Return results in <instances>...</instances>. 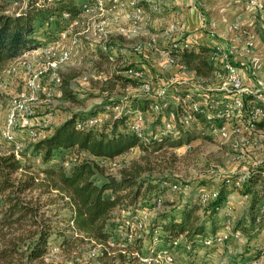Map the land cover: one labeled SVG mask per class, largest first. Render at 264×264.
<instances>
[{"label":"trees","instance_id":"obj_1","mask_svg":"<svg viewBox=\"0 0 264 264\" xmlns=\"http://www.w3.org/2000/svg\"><path fill=\"white\" fill-rule=\"evenodd\" d=\"M1 1L0 76L10 62L46 43L82 12L81 0H16L21 5L13 10H8ZM63 13H67V19ZM37 32L47 38L41 41ZM213 51V47L195 44L170 49L169 53L180 67L193 71L196 76L209 77L215 70L209 59ZM130 65H134L132 61ZM118 67L119 70L112 73V90L118 85L137 87L140 84L124 72L126 65ZM76 75L74 71L60 74L58 88L64 100L84 106L85 99L77 97L70 86ZM184 88L186 92L190 90L188 86ZM102 90L107 89L103 87ZM150 96L113 97L106 93L94 108L66 109L59 122L38 130L37 138L27 136L30 142L25 146L16 152L12 149L0 154V264H39L51 248H58L67 257L75 252V258L82 257L86 250L97 248L94 257L98 264L117 259L128 262L129 258H124L121 251L113 255L109 252L114 248L113 244L118 243L116 230L123 224L111 221L112 212L119 209L132 215L143 209L148 212L160 210L165 204L162 191L169 186L163 184L164 181L168 183L166 179L142 175L151 169L150 158L157 159L162 149H174L200 138L203 128L219 124L215 119L207 120L203 114L195 113L198 123L192 125L201 123V129L195 133V129L190 130L179 120V114L185 112L184 103L179 101L173 107L168 105V110L172 109L176 115V134H163L161 127L149 137H140L130 129V124L135 110H140L143 115L150 110L156 100ZM114 106H120L118 112H112ZM99 112L106 114V119L85 123ZM159 120H162L161 114ZM256 127L264 129V118L256 122ZM133 147L141 150L143 163L132 161L128 166L120 167L117 173L110 172L104 165L105 161L113 160ZM261 173L260 168L251 167L240 186L235 185L236 174H233L229 183L223 180L218 185V193L204 207L197 199L188 198L173 205L176 212L157 211L148 217L150 240L155 237L165 250L180 246L194 249L197 239L210 234L209 226L214 227L219 222L217 214L226 199L225 186L250 196L248 226L239 225V228L252 239L262 220L258 210L260 192L264 191ZM176 239L178 242L173 245ZM257 242L251 244L253 249L250 247L253 256L259 252ZM55 264H67V261Z\"/></svg>","mask_w":264,"mask_h":264},{"label":"rangeland","instance_id":"obj_2","mask_svg":"<svg viewBox=\"0 0 264 264\" xmlns=\"http://www.w3.org/2000/svg\"><path fill=\"white\" fill-rule=\"evenodd\" d=\"M6 1L8 2H5V0L1 2L8 10H13L15 7L20 6V2H16V0ZM260 2L262 4L260 7L261 9L263 8V2L261 0ZM81 18L84 22L83 27H87V30L81 35L79 44L73 47L69 59L59 66L58 73L63 74L71 71L77 73L71 80L70 86L77 97L85 99V107L64 100L60 95L58 86L55 83H48L46 81V76L43 75L39 82L37 104L31 120V127L37 130L41 131L53 122L58 121L59 116L65 113L66 109L94 108V105L100 103L103 95L106 93H111L113 97H126L127 95H139L142 97L147 94H155L149 75V71L153 69L147 66L142 67L141 65L138 67L143 72L144 80L149 84L148 91H145L140 84L137 87L129 85L120 87L118 85L116 89L112 90L110 88V82L114 77L112 73H114L115 70H119L118 66L121 67L123 63L121 60L120 63H117V60L111 62L106 52L100 54L96 51L97 47L92 49L88 46L87 42L91 41L93 37V32L91 31V20H93V17L90 15H81ZM141 27L140 23L134 25L136 31H139ZM77 29H80V27H77L75 30ZM104 29L109 31L108 33L111 35L112 42L116 44V51L119 55L117 58L118 60L124 52H133L134 43L145 39V37L139 36V34L135 36L130 34V32H117L114 26L109 25V23ZM148 36L149 34L146 35V37ZM63 42L66 43L67 40ZM126 55H128L129 59L130 53ZM166 55L165 53V56ZM31 57H33V55L28 58ZM17 59L10 62L9 65L12 66ZM26 78H28V75L24 74L19 65L16 66V71L13 74L0 76V154L14 149L13 143L5 141L1 137V131L5 127L7 111L12 103L13 97L25 90L24 83ZM212 79L195 80L193 81L194 86L197 84L205 85L208 81L211 82ZM219 82L221 83V81ZM103 87H106L107 90H102ZM184 87L185 86H182L179 89L180 92H178L180 94L186 92ZM207 91L208 94H210L220 92L221 90L210 89ZM187 92L189 91L187 90ZM195 93L192 92V94H194L193 99L201 101L203 92H200L198 95ZM173 94L176 93L173 92ZM161 98L171 107L175 106L176 100L174 98L163 97V95ZM48 111L52 112L53 118L51 122H44V116ZM112 112L115 113L116 111L112 110ZM106 117V114L99 112L95 117V123H99L103 119H106ZM143 118L141 124L143 136L149 137L162 127L163 121H158L159 115L151 110L144 114ZM194 125L195 124H191L188 127L190 130L195 129V133H197L198 129H201V123ZM16 127L20 133V136L18 134L17 144L20 143L19 147L21 148L29 143L30 140L22 127L19 125ZM198 136H200V134H198ZM252 137L253 136H250V138ZM250 138L246 136L245 132L242 134L230 132L227 137L223 138L212 133L210 128L206 127L203 128L200 138L197 137L188 143L184 142L174 149L160 150L157 159L150 158L148 165L151 169L143 172L142 175L166 179L168 183H176L180 189H164L162 191V197L165 204L160 206V210L152 212L146 210L147 217L150 218V216L156 214L157 211L175 210L176 206L173 205L181 204L188 198L196 200L200 191L218 189V185L227 177L245 171L244 169H247L246 166L250 165L251 159H253V150H258V148H254L257 144H252L254 149L250 147V142H256V136L253 139ZM235 141H238V143L235 144ZM140 155L141 150L138 147H133L125 153L118 155L113 160L105 161L104 165L110 172L117 173L120 167L128 166L132 161L143 163L145 160L141 158ZM225 189L227 190L225 197L226 199L228 198L230 202L229 206L225 204L222 206L217 214L219 222L214 227L210 225L209 232L213 234L217 231H238L239 234L237 236L229 234L223 243L213 245H205L202 239H197V245L192 250L187 248L183 249L181 246L173 247L171 252L178 264H238L257 259H259L258 261L262 260L260 262L264 264V257L260 258L259 253H256L254 256L248 253L251 247V244H248L249 241L261 235L256 234L250 239V236L239 228L241 227L239 225H247L249 223L248 213L250 196L243 195L239 190L230 188V186H225ZM139 216H141L140 211L132 215L131 213L119 209H115L112 212L113 218L111 221L117 224H123L116 230L119 237L118 243L113 244L114 248L109 252L113 255L121 251L124 258H129V260L128 262H121L117 259L115 261H110L108 264H168L162 260V256L156 257V259L153 258L157 251L162 250V246L157 243L156 239L150 240L147 230L148 219H146L140 227L131 228L132 233L129 236V227L127 228L124 225L125 220H129L130 218L134 220ZM227 219H229V224L226 223ZM210 234L208 233L207 235ZM140 237H142V241ZM97 251V248L94 250H86L83 252L82 257L75 258V252L70 253L69 257H67V255L62 253L58 248H51L49 254L45 256L43 261L39 264H55L61 261H67V264H98L94 257ZM134 252H139L141 256L148 257L149 260L141 261L137 257L133 258ZM204 257L205 260H203ZM28 264L32 263L30 262Z\"/></svg>","mask_w":264,"mask_h":264},{"label":"built area","instance_id":"obj_3","mask_svg":"<svg viewBox=\"0 0 264 264\" xmlns=\"http://www.w3.org/2000/svg\"><path fill=\"white\" fill-rule=\"evenodd\" d=\"M168 0H81L80 7L82 12L76 18L70 20L63 28H61L54 37L48 40L46 43L39 45L32 49L33 57L29 56L19 57L17 61L11 66L8 65L4 68L2 75H11L16 71V66L19 65L23 69L24 74L28 75L25 79V90L13 97L12 103L8 108L5 127L1 131V137L14 145V151L20 147V143L17 144L18 134L17 125L23 128L26 136L31 139H35L38 136V130L31 127L32 117L35 113V107L37 104V91L39 89V82L43 75L46 76L48 83H55L57 86L60 82V74L58 68L62 63H65L72 54V49L79 44L81 35L87 30V27H83V19L81 15H90L93 17L91 20V31L93 37L87 44L90 48H95L106 52L109 60H115L116 44L112 42L109 31H106L104 27L111 22L118 23L114 27L117 32L127 33L136 31L134 25L141 23L144 20L146 10L156 12L162 5ZM260 0H246L247 8H260ZM119 9L121 12L110 15L109 13L115 12ZM65 19L68 18L67 13H63ZM122 21L123 25L120 23ZM77 27L80 29L75 30ZM89 28V27H88ZM179 30V25L176 23H170L167 29L169 34ZM67 40L66 43L63 41ZM183 46H188L184 43ZM179 47L174 40L169 42L166 47L167 61L169 64H175V57L169 53L170 49ZM159 48L158 39L155 35H149L143 40H140L133 45V51L135 53H143L144 51L155 50ZM31 51V50H30ZM215 51V50H214ZM213 51V52H214ZM25 54V53H24ZM221 70H217L216 74L220 77L219 90L226 94L225 97H217L216 95L203 94L201 101H196L193 95L189 92L184 94H178L177 102L184 103L185 112L179 114V120L184 125H191L192 123H198L195 113H201L207 119H215L219 124H212L209 126L210 131L220 137H227L230 132L242 134L247 131H252L256 128V122L264 118V99L261 92V82L255 89L247 88L241 78L239 77L235 65L230 61L228 55L225 52H221ZM31 55V56H32ZM124 65H126L125 73L131 78L140 81V85L145 91L149 90V84L143 78V72L136 65H130V61L127 56L121 58ZM216 70V69H215ZM214 70V71H215ZM165 91L161 89L157 93V99L150 105V110L158 115H162V130L163 134H176L178 128L176 126V115L172 109L168 110V103L163 101L161 96H164ZM250 95V98L247 96ZM205 96V97H204ZM120 106H114L113 110L118 112ZM165 112V114H164ZM167 113V114H166ZM53 118L52 112L48 111L44 116V122H51ZM143 113L140 110L134 111V119L130 124V129L133 130L138 136H143L141 132V124L143 122ZM96 118H91L85 121V123L93 124ZM80 124L78 123V126ZM238 141H235L237 144ZM249 170L236 174L233 179L235 185L240 186L248 177ZM226 182H230L231 178L227 177ZM172 190L180 189L176 183H166ZM202 190V189H201ZM218 193V189L202 190L198 193V202L204 207L205 204ZM261 200L258 205L259 215H264V191L260 192ZM160 200L157 199V205ZM229 199H225L224 204L229 206ZM141 216L132 220H125V226L129 227V236L132 233L131 228L140 227L144 223L147 217L146 209L140 211ZM229 224V219L226 220ZM229 234L237 236L238 231L223 232L217 231L212 235H208L202 239L203 244L213 245L221 244L228 237ZM156 238L154 237V240ZM178 240L173 241V245H176ZM189 248L188 246H186ZM56 249V248H54ZM259 257H264V239L258 245ZM93 254V251H92ZM133 255L141 261L149 260L148 257L141 256L138 252H134ZM162 256V260L168 264H178L172 254L171 250L162 249L156 252V257ZM252 260L245 264H263L262 260ZM128 264V263H127Z\"/></svg>","mask_w":264,"mask_h":264},{"label":"crops","instance_id":"obj_4","mask_svg":"<svg viewBox=\"0 0 264 264\" xmlns=\"http://www.w3.org/2000/svg\"><path fill=\"white\" fill-rule=\"evenodd\" d=\"M261 1L263 8L260 9L258 7L247 8L246 0H168L156 12L146 10L144 20L140 23L142 27L139 31L132 32V35L139 34L145 38L148 34L155 35L159 41V48L143 53L127 51L120 57H128L126 54L130 53L129 61H132L134 65L153 69L149 71V75L156 95L153 94L150 97L157 99V93L164 89L163 97L174 98L177 102V93L182 86H188L189 93L196 92L197 95L200 92H203L204 95L208 94L207 90L210 89L219 90L220 77L216 71L221 70L220 53L225 52L235 65L239 77L247 88L255 89L261 82L260 90L264 99V0ZM119 12L121 11L117 9L109 14L113 15ZM120 23L123 25L121 20ZM170 23L178 24L179 30L169 34L167 29ZM110 24L114 27L118 25L111 21ZM36 35L41 41L47 38L41 32H37ZM171 40H174L179 47L184 43L213 47L215 51L211 53L209 59L216 69L214 73L209 77H199L193 71L180 67L179 63L169 64L165 53L167 54L166 47ZM32 54V50L27 51L22 57ZM118 56L115 50V60L120 63L122 60L121 58L118 60ZM207 78L212 81H208L205 85L194 86L193 81ZM210 94L217 97L226 96L223 91ZM64 116L65 113H62L58 121L55 122H59ZM245 134L248 138L253 136L250 139L256 136L257 143L250 142V147L253 148L252 144H257L254 148L256 147L258 150H253V159L244 170L248 171L251 167L256 166L261 169V175L264 177V129L256 127ZM258 229L257 234L261 236L253 238L249 245L253 244L255 240H258V245L264 239V215L261 222L258 223ZM251 250L248 253L252 256Z\"/></svg>","mask_w":264,"mask_h":264}]
</instances>
